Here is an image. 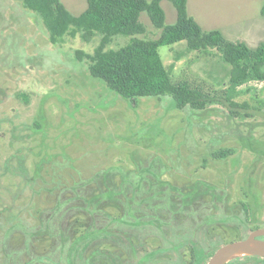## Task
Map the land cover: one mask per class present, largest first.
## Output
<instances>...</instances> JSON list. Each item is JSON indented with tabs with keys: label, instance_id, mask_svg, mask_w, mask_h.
I'll use <instances>...</instances> for the list:
<instances>
[{
	"label": "rangeland",
	"instance_id": "1",
	"mask_svg": "<svg viewBox=\"0 0 264 264\" xmlns=\"http://www.w3.org/2000/svg\"><path fill=\"white\" fill-rule=\"evenodd\" d=\"M62 1L75 15L87 8ZM263 1L188 0V10L255 47ZM162 6L174 23L172 2ZM140 20L137 36L161 34L146 12ZM102 36L68 31L53 43L22 0H0V264H207L221 245L264 228V79L232 84L219 49L182 40L159 48L172 79L216 100L205 109H178L170 95L132 102L78 56ZM131 38L114 35L107 48Z\"/></svg>",
	"mask_w": 264,
	"mask_h": 264
},
{
	"label": "trees",
	"instance_id": "2",
	"mask_svg": "<svg viewBox=\"0 0 264 264\" xmlns=\"http://www.w3.org/2000/svg\"><path fill=\"white\" fill-rule=\"evenodd\" d=\"M22 1L42 18L53 43L60 42L68 31L72 35L82 32L86 39L96 31L103 33L92 55L77 50L78 56L90 58L92 76L103 80L112 91L132 102L139 97L170 95L178 109L187 106L205 109L216 100L199 87L172 79L159 48L182 40L192 50L219 49L224 60L232 66L229 79L232 84L246 81L251 76L264 79V41L252 47L246 41L227 39L218 28H203L189 13L188 0H168L174 5L177 18L167 25L166 11L162 6L164 0H87V8L79 15L73 14L62 0ZM142 12H146L152 23L161 29L157 38L137 36L146 33L140 20ZM261 14L264 16V1ZM117 34L132 38L120 48H107ZM227 100L231 106L240 105L230 98ZM232 152L230 148L221 149L215 156L225 158ZM101 230L112 231L106 228L100 229V233ZM33 262L35 259L27 264ZM84 264H90V258L84 260Z\"/></svg>",
	"mask_w": 264,
	"mask_h": 264
},
{
	"label": "water",
	"instance_id": "3",
	"mask_svg": "<svg viewBox=\"0 0 264 264\" xmlns=\"http://www.w3.org/2000/svg\"><path fill=\"white\" fill-rule=\"evenodd\" d=\"M259 236H264V228L254 229L245 238L221 245L209 258L207 264H226L243 255L264 257V239Z\"/></svg>",
	"mask_w": 264,
	"mask_h": 264
},
{
	"label": "flooded vegetation",
	"instance_id": "4",
	"mask_svg": "<svg viewBox=\"0 0 264 264\" xmlns=\"http://www.w3.org/2000/svg\"><path fill=\"white\" fill-rule=\"evenodd\" d=\"M246 237V236H245ZM245 237H243V238H245ZM259 238H263L264 239V236H259ZM237 260V258H235V259H233V260H230L229 262H227L226 264H236V261Z\"/></svg>",
	"mask_w": 264,
	"mask_h": 264
}]
</instances>
